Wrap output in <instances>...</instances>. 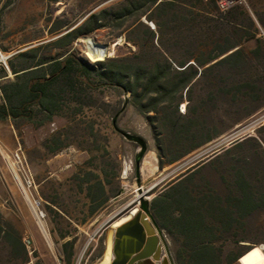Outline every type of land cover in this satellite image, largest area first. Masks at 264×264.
<instances>
[{
    "label": "rangeland",
    "instance_id": "rangeland-1",
    "mask_svg": "<svg viewBox=\"0 0 264 264\" xmlns=\"http://www.w3.org/2000/svg\"><path fill=\"white\" fill-rule=\"evenodd\" d=\"M122 1L2 0L0 68L4 69L7 77H3L0 71V82L12 79L7 69V60L18 53L41 45L44 47L38 55L54 56L57 53L52 46H46L66 32V28H63L57 33H50L55 21L62 20L69 24V28L76 27L88 14L116 6ZM245 1L217 0L220 8L221 4L244 5ZM142 2L140 0L139 5L142 6ZM187 2L191 4L192 1ZM254 3L258 4L260 10H264V0H254ZM143 10L139 9L119 28L100 29L77 39L68 50L91 64L130 56L135 47L125 41L128 29L139 22L154 29V25L147 19L149 13H142ZM193 13L189 19L195 18L197 22V11ZM202 14L203 17L207 16V13ZM238 20L245 29L241 32L244 41L252 32L242 18ZM196 22L185 25L178 37L173 31H166V49L170 52L175 50L179 57L205 59L213 48L215 31L212 25L200 31ZM130 37L139 38L142 42L146 39L145 29L139 27ZM255 38L261 40L258 59L250 54L257 45L255 39L244 41L249 61L239 69L223 68L207 73L193 85L189 98L184 99L179 106L182 114L189 113L203 128L202 135L189 141L187 147L202 143L207 137H213V140L163 168H159L155 142L143 116L126 103L128 95H121L115 90L101 88L87 92L81 111L70 100L62 105L60 114L65 119H55L53 123L42 126L0 121V213L20 231L29 251V264H96L102 254L105 230L110 224L139 206L137 198L140 195L151 206L152 199L188 169H191L188 174L194 172L189 181V189L196 198L208 196L226 206L228 200L237 193L235 182L240 177L258 195L263 194L264 28H258ZM86 40L108 48L109 56L96 62L89 60L86 56ZM145 49L148 51V47ZM14 63L20 66L23 60L18 59ZM248 83L254 87L250 89ZM182 105L185 106L184 111ZM118 111L121 113L117 114L116 127H113L110 118ZM74 117L81 121L80 125L70 123ZM90 125L94 126L100 136L95 142L89 136ZM57 129L63 133L62 139L67 136L68 139L62 145H57L60 147L58 151L52 152L56 148L53 135ZM120 132L144 140L146 154H153L154 167L151 170H142V166L139 171L136 169L135 156L140 146L127 141ZM70 142H75L76 146L70 145ZM173 152L164 160L177 156L182 150ZM15 153L21 154L23 164L27 165L34 178L45 213L42 220L35 216L28 202L18 175L19 164L14 162ZM92 168L107 173L110 182L107 188L114 190V193L102 208L90 215V203L85 194L80 192L73 175L77 171L82 174ZM233 204L236 206L235 202ZM262 215L259 213L253 216L243 226L241 223L234 225L229 234L221 237V242L226 245V256L257 247L264 252ZM239 238H247L250 242L244 247L236 246L234 242ZM165 239L169 250L173 252L170 240ZM64 244H67L66 247ZM235 264H238L237 261Z\"/></svg>",
    "mask_w": 264,
    "mask_h": 264
},
{
    "label": "trees",
    "instance_id": "trees-1",
    "mask_svg": "<svg viewBox=\"0 0 264 264\" xmlns=\"http://www.w3.org/2000/svg\"><path fill=\"white\" fill-rule=\"evenodd\" d=\"M139 1L124 0L116 6L92 12L72 28L57 20L50 33H57L63 28H66V32L46 45L57 50L54 56L38 55L44 47L41 45L7 60L12 79L0 82V121L10 120L15 125L27 122L39 126L53 123L55 119H65L60 114L63 104L71 100L81 111L87 92L107 88L128 95L126 103L143 116L155 142L159 168L179 161L204 143L212 141L213 137H207L204 142L187 147L189 141L202 135L203 128L189 113L182 114L179 106L189 98L193 85L207 73L223 68L235 70L245 65L250 58L244 41L255 39L257 45L250 54H254L255 59L259 58L261 40L255 36L258 28H264V10H260L254 0L224 9L220 8L217 0H189L191 4H188V0H141L142 6ZM139 9H144L142 13H149L147 19L154 29L141 22L128 29L125 41L135 47L130 56L91 64L68 50L74 41L97 30L121 27ZM205 9L210 11L204 12ZM193 11H197V22L195 18L189 19ZM202 13H207V16L203 17ZM238 18H242L252 32L244 41L241 32L245 29ZM189 22H196L200 31L204 27L209 29L211 25L215 31L213 48L205 59L179 57L175 50L170 52L165 47L166 31H173L178 37L180 30ZM139 27L145 29L146 39L142 42L139 38L130 37ZM145 47H148V51ZM18 59L23 60L20 66L14 63ZM0 71L3 77H7L2 67ZM248 85L250 89L254 87L250 83ZM182 110H185L184 105ZM119 113H114L110 118L113 127H116ZM70 123L78 126L81 121L74 117ZM89 132L94 142L99 140V133L93 125L89 126ZM61 136L63 133L57 129L53 135L56 148L52 152L58 151L60 147L57 145L67 141L68 136L63 139ZM69 144L76 146L75 142ZM177 149L182 152L164 160ZM190 170L168 183L152 199L150 206L153 217L173 246L174 263L235 264L242 253L226 256V245L220 239L229 234L234 225L241 223L243 226L253 216L262 215L264 193L258 195L240 177L235 182L237 193L226 206L208 196L196 198L189 189V181L194 175V172L188 174ZM73 178L90 203V215L102 208L114 193V190L107 188L110 182L102 169L92 168L82 174L77 171ZM249 242L247 238H239L234 243L244 247ZM250 249L240 258L239 264H264L263 250L258 247ZM29 263V251L20 231L0 213V264Z\"/></svg>",
    "mask_w": 264,
    "mask_h": 264
},
{
    "label": "water",
    "instance_id": "water-1",
    "mask_svg": "<svg viewBox=\"0 0 264 264\" xmlns=\"http://www.w3.org/2000/svg\"><path fill=\"white\" fill-rule=\"evenodd\" d=\"M120 134L140 146L135 156V166L139 171L147 152L146 143L138 136L125 132ZM138 201L139 206L119 217L105 230L102 254L96 264H175L165 235L151 214L149 201L142 195ZM248 250L238 257V264Z\"/></svg>",
    "mask_w": 264,
    "mask_h": 264
},
{
    "label": "built area",
    "instance_id": "built-area-1",
    "mask_svg": "<svg viewBox=\"0 0 264 264\" xmlns=\"http://www.w3.org/2000/svg\"><path fill=\"white\" fill-rule=\"evenodd\" d=\"M228 6H225L221 4V8H226ZM14 162L16 164H19L18 167V175L21 181V184L26 191V197L28 199V202L34 211L35 216L42 220L45 218V213L42 208V200L38 197L37 191H36V184L34 181V178L28 169L27 165L23 164L21 154L15 153L14 154Z\"/></svg>",
    "mask_w": 264,
    "mask_h": 264
},
{
    "label": "bare ground",
    "instance_id": "bare-ground-1",
    "mask_svg": "<svg viewBox=\"0 0 264 264\" xmlns=\"http://www.w3.org/2000/svg\"><path fill=\"white\" fill-rule=\"evenodd\" d=\"M86 44H87V58L89 60H91L92 62H96V61H99V60H102L104 57H107L109 56L108 54V48L106 49L105 47H102V46H99V45H95L94 43H91L89 40H86L85 41ZM114 46V45H113ZM117 46V45H116ZM115 48V47H113ZM114 50V49H113ZM146 156H144L141 166H142V170H151L153 167H154V159H153V154L152 153H147L145 154ZM12 170V169H11ZM149 172V171H148ZM17 175V174H16ZM139 198V196H138ZM137 198V199H138ZM135 208V207H134ZM133 209V208H132ZM131 209V210H132ZM130 210V211H131ZM128 214V213H127ZM125 214V215H127ZM118 219V218H117ZM117 219L115 221H117ZM113 221V222H115ZM112 222V223H113ZM41 224V222H39ZM43 226V225H42ZM40 227V226H39ZM44 227V226H43ZM44 231V230H43ZM43 234V233H42ZM47 234V233H46ZM48 238V237H47ZM110 255L108 254V257ZM168 264V262L166 263Z\"/></svg>",
    "mask_w": 264,
    "mask_h": 264
},
{
    "label": "crops",
    "instance_id": "crops-1",
    "mask_svg": "<svg viewBox=\"0 0 264 264\" xmlns=\"http://www.w3.org/2000/svg\"><path fill=\"white\" fill-rule=\"evenodd\" d=\"M161 230H162V229H161ZM162 231H163V230H162ZM163 233H164V231H163ZM164 235H165V233H164ZM165 238H167L166 235H165ZM169 243H170V242H169ZM170 246H171V244H170ZM171 252H172V251H170V253H171ZM171 256H172V258H173V252H172V255H171ZM173 261H174V259H173Z\"/></svg>",
    "mask_w": 264,
    "mask_h": 264
}]
</instances>
